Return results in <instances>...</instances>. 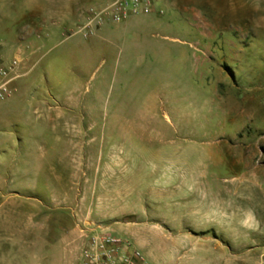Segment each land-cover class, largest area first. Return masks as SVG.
<instances>
[{
    "label": "rangeland",
    "instance_id": "rangeland-1",
    "mask_svg": "<svg viewBox=\"0 0 264 264\" xmlns=\"http://www.w3.org/2000/svg\"><path fill=\"white\" fill-rule=\"evenodd\" d=\"M111 1L0 0V50L22 58L0 101V264H77L92 223L151 264L251 254L264 0H147L89 24Z\"/></svg>",
    "mask_w": 264,
    "mask_h": 264
},
{
    "label": "built area",
    "instance_id": "built-area-1",
    "mask_svg": "<svg viewBox=\"0 0 264 264\" xmlns=\"http://www.w3.org/2000/svg\"><path fill=\"white\" fill-rule=\"evenodd\" d=\"M91 12L93 17L89 24H100L104 18L119 23L131 16L149 14L151 6L147 0H112L100 11ZM21 62L20 50L12 59H6L0 50V101L15 93L14 83L20 76L17 67ZM79 233L77 264H149L129 239L114 235L106 226L92 223L80 228Z\"/></svg>",
    "mask_w": 264,
    "mask_h": 264
},
{
    "label": "crops",
    "instance_id": "crops-1",
    "mask_svg": "<svg viewBox=\"0 0 264 264\" xmlns=\"http://www.w3.org/2000/svg\"><path fill=\"white\" fill-rule=\"evenodd\" d=\"M34 160L37 166L41 165V156L39 157V155H36ZM52 180L55 179L52 178ZM260 231H262V234L255 236L259 241L257 240V242H255L253 249H251V254L247 255L245 252H240L237 255H231L228 247L227 249L216 247L215 250L210 251L207 259L202 264H231V256L234 258L237 257L238 264H244L247 261L253 262L254 264H264V227H259V232ZM213 245L218 246L216 244ZM149 264L151 263L149 262Z\"/></svg>",
    "mask_w": 264,
    "mask_h": 264
}]
</instances>
